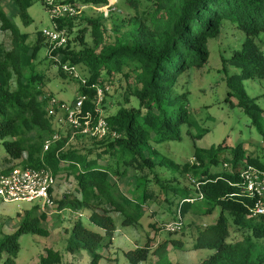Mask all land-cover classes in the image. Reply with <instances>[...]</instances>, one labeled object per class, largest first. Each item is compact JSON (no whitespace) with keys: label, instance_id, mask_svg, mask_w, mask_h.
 Returning <instances> with one entry per match:
<instances>
[{"label":"trees","instance_id":"16d2710c","mask_svg":"<svg viewBox=\"0 0 264 264\" xmlns=\"http://www.w3.org/2000/svg\"><path fill=\"white\" fill-rule=\"evenodd\" d=\"M15 1L20 7L19 15L23 22L30 24L33 17L28 8L33 0ZM144 1L148 6L144 11V20H141L136 29L119 34L115 42H103L101 22L94 19L91 28L94 46L87 45L76 50L70 47L68 39L69 42L64 47L53 50L51 54L57 61L83 62L88 66L89 86L83 84L82 92H87L90 96L95 93V88L90 85L92 82L99 81L106 85V81L100 77L104 70L107 75L120 71L127 75L130 71L135 73L139 85L135 86L134 93L139 99V106H123L116 113L107 116L111 128L118 131L120 137L108 142L103 151L120 155L121 163L118 161L117 167L110 159L105 164L100 163L98 155H90L83 161L85 153L79 150L69 149L62 152L60 148L65 138L58 139L44 150V139L41 135H30L32 129H43L48 133L56 131L43 105V99L39 98L40 83H35L38 74L31 72L26 80L23 77L25 66L32 63L45 36L40 30V36L33 44V51L29 53L30 45L25 41L28 32L20 31L15 20L0 2V26L10 30L14 41L11 50H4L0 43V138L5 147V151L0 154V163L20 158L26 152L24 166H53L58 160L55 170L59 172L74 171L79 167L77 163L80 161L76 190L81 191L82 196L79 198L75 193L66 194L59 199V206L90 207V219L104 228L105 232L102 233L86 226L79 219L74 223L67 243V248L71 251L88 249L93 255L94 264L102 256L100 248L112 242L116 231V220L110 211H119L125 225L137 224L145 213L147 192L140 195L141 198L136 192V197L116 195L114 189L117 181L112 180V176L127 174L130 167L134 169L136 166L140 168L139 177L145 179L156 161L152 154L157 149L150 144V139L161 142L182 137V126L190 120V116L185 101L186 92H177L174 85L186 69L208 59V38L220 32L225 19H231L246 33L242 48L237 49L231 58V62L239 65L242 70L233 80L256 75L264 77V50L255 40L264 31V0ZM105 2L107 0H82V4ZM64 20L58 18L60 26L67 24ZM57 54L60 58L56 57ZM60 69L64 72L62 66ZM14 76L16 87L12 81ZM235 93L239 97V105L248 112L254 123L261 126L259 121L263 116V108L258 105L257 97L250 96L242 84L238 85ZM85 108L95 112L90 100L85 101ZM223 146L224 143L218 147L214 144L209 148L197 147L195 157L200 162L204 161V153L208 152L212 164L219 160ZM243 150V142H239L235 147L233 165L229 169L224 167L217 171L207 166L196 177L195 184L199 186L196 187V192L181 189V200L184 201L185 208L189 201L193 203L198 197L204 196L209 201L212 199L213 205L219 204L221 208L217 220L200 230L195 243V247L213 248L214 252L194 264H264V249L255 253L252 237L237 241L228 239L230 225L225 212L232 216L239 227L252 231L257 237H264V216L250 212L252 197L246 195L242 189L240 172L243 164L239 160L244 157L245 163H253L262 169L264 162L259 155L244 154ZM103 151L100 152L102 156ZM60 158H65L68 162L62 164ZM183 166L198 171L200 168L195 162L190 165L189 161ZM12 167L6 166L1 170L8 171ZM103 203H109L110 206ZM195 205L200 207L198 201ZM44 215L43 212L36 214L35 207L29 208L23 214L17 229L0 237V264H16V256L20 250L19 237L23 232L48 234L49 229L42 223ZM168 241L169 239L164 240L155 248L159 255L158 264H174L167 250ZM174 242L177 243V240ZM151 250L152 246L147 241L144 245L128 249L126 256L131 264H139L149 257ZM5 252L7 256L4 258ZM61 260V252L54 247H48L46 253L41 255L40 263L60 264Z\"/></svg>","mask_w":264,"mask_h":264},{"label":"rangeland","instance_id":"374dc122","mask_svg":"<svg viewBox=\"0 0 264 264\" xmlns=\"http://www.w3.org/2000/svg\"><path fill=\"white\" fill-rule=\"evenodd\" d=\"M0 2L15 20L20 31L28 32L25 41L30 45L29 53L33 51V44L36 43L43 27L53 26L54 21L59 24L58 19H52L43 0H33V4L28 8L33 17L30 24L23 22L19 15L20 7L15 0H0ZM77 2L80 11L73 16L63 18L67 24L61 25L66 29L70 47L76 50L87 45H95L94 35L91 31L92 20L101 22L104 43L115 42L116 37L122 32L138 27L141 20H144V11L148 8L144 0H117L116 8L111 10L109 16L106 17L98 8L103 3L82 4V0ZM245 36L244 29L237 23L231 19L223 21L220 32L208 38V59L202 64L192 65L186 69L174 85L177 92H186L185 101L190 116V120L182 126V137L161 142H157L153 138L150 139V144L154 149H157L152 154L156 161L150 167L152 171L146 168L149 174L145 175V179L142 180L138 176L140 168L136 166V169L130 167L127 174H121V177L112 176L111 179L117 181L114 189L116 195L125 194L133 197L136 192L140 197L144 192H147L148 201L144 205L145 214L137 224L125 225L121 221L122 214L119 211H110L116 218L117 230L112 242L100 248L102 256L96 264H131L126 256V251L144 245L147 241L151 244L152 250L149 257L139 264H158L159 255L155 252V248L166 239H169L167 250L174 264L199 263L214 252L213 248L195 247V243L200 230L217 220L221 211L220 205H213L214 201L212 202V199L209 201L204 196L205 199L203 197L195 198L200 203V207H195L197 201L193 203L189 201L188 205L190 204V206L185 205V208L183 207L184 201L181 200L183 198L181 189L185 188L196 192V187L199 188L195 184L196 177H199L207 166L217 171L224 167L231 168L234 162L235 147L239 142H243L244 154L259 155L260 160L264 162V77L256 75L242 80L238 78L233 80L242 70L239 65L231 62V58L237 49L242 48ZM255 40L264 50V31L260 32ZM0 43L4 50H11L14 47L13 34L1 26ZM51 54L53 52H51L49 42L43 38L41 47L34 54L32 63L25 66L23 76L26 80L32 73L38 74L35 83H40L39 98L43 99L46 110L51 105L53 96L59 102L69 104L81 93L84 84L82 78L90 75L88 66L83 62L74 63L73 73L66 72L64 66L63 72L60 69V61L54 60ZM69 62V60L66 61V63ZM100 77L106 81L103 100L96 103V93L90 97L95 106H98L99 114L109 116L123 106L129 108L139 106V99L134 93L135 86L139 84L134 72L130 71L127 75L120 71L107 75L104 70ZM231 80L233 83H230ZM12 81L16 87V76L12 78ZM240 84L245 87L250 96L257 97L258 105L263 108V116L259 121L261 126L254 123L248 112L239 105V97L235 90ZM63 116V112L60 111L50 115L53 126L61 135L59 139L65 138L60 148L62 152L76 149L85 153L83 161L90 155H98L100 163L105 164L110 159L115 167L118 166L120 155L103 151L108 142L120 137L114 134V130L110 129V133L105 137L84 133L73 135L70 125ZM39 134L45 142L54 132L48 133L43 129H32L30 133L31 136ZM56 141L54 140L52 144ZM222 143L224 146L218 161L211 164L208 152L204 153V161L200 162L199 158L195 157L197 147L209 148L213 144L218 147ZM4 151L5 147L0 138V154ZM101 151L104 152L103 156L100 154ZM26 156L27 154L24 152L20 158L0 163V169L10 165H24L23 160L27 158ZM188 161L190 165L195 162L196 166L200 167L199 171L192 167L186 169L183 164ZM239 161L241 164L246 162L244 157ZM67 162L68 160L65 158H60V163ZM57 163H59L58 160L50 167L59 179V190L61 188L63 190L53 191L56 196L54 205L42 209L37 201L4 200L0 196V237L15 231L20 225L25 211L33 207H35L36 214L42 212L45 214L42 223L49 229L48 234L26 231L20 235V250L16 256V264H41V255L46 253L48 247H54L61 252L60 264H94L92 262L93 255L88 249L71 251L67 248L71 229L79 219L86 226L104 232L98 224L90 219L92 209L87 206H59V199L65 192V194L75 193L79 198L82 196V192L76 190L77 174L81 168L80 161L77 163L79 167H76L74 171L56 172ZM104 205L110 206L109 203ZM209 207L212 209L209 210ZM99 210L103 211L101 208ZM196 213L199 214L196 215ZM225 213L229 217V240L237 241L250 236L255 242V253L264 249V237H257L253 235L252 231L239 227L232 216L228 212ZM179 214H181L183 222L180 229L167 228L166 223ZM175 240L177 243L174 242ZM6 256L7 252L4 253V258Z\"/></svg>","mask_w":264,"mask_h":264},{"label":"built area","instance_id":"2783aa9c","mask_svg":"<svg viewBox=\"0 0 264 264\" xmlns=\"http://www.w3.org/2000/svg\"><path fill=\"white\" fill-rule=\"evenodd\" d=\"M53 20L73 16L80 11L78 2L75 0H43ZM117 0H107L98 7L104 16H109L110 11L115 9ZM42 34L49 42L51 52L68 43L66 29L58 23L53 26H45L41 29ZM57 58L60 56L57 54ZM68 61V60H67ZM61 66L66 71L73 73L74 63L71 61H60ZM84 84L88 85V78H82ZM95 88L97 102H101L104 97L106 85L99 82L90 84ZM89 86V85H88ZM87 92H82L69 104L59 102L55 96L51 98V105L48 107V114L54 115L58 111L63 112V118L70 125L73 135L76 133L90 134L96 137H105L110 133V123L107 116L98 113V106L91 100ZM90 100L95 108L93 112L85 108V101ZM98 105V104H97ZM113 130V129H112ZM114 134L120 136V133L114 130ZM61 137L57 130L52 136L44 142L45 149H48L54 140ZM227 164V162H225ZM232 166V165H231ZM243 181V191L246 195L252 197L250 212L254 215L264 216V169L253 163H245L240 172ZM59 179L50 166H24L14 165L10 170L0 169V196L4 200H27L37 201L42 209L54 205L56 198L53 191L57 187ZM181 214L176 215L166 223L167 228L171 230L180 229L182 225Z\"/></svg>","mask_w":264,"mask_h":264},{"label":"crops","instance_id":"0c3cea01","mask_svg":"<svg viewBox=\"0 0 264 264\" xmlns=\"http://www.w3.org/2000/svg\"><path fill=\"white\" fill-rule=\"evenodd\" d=\"M134 172V171H133ZM122 175H124V174H122ZM122 175H119L118 177H121ZM129 175V174H128ZM138 176H139V174H138ZM133 178H135V176H133ZM138 180V179H137ZM59 185H60V183H58V185H57V187L54 189V191H61V190H63L62 188H61V190H59ZM61 185H62V183H61ZM66 193V192H65ZM65 193H63V195L61 196V197H63L64 195H66ZM135 194V193H134ZM78 196V195H77ZM135 196V195H134ZM55 198H56V196H54ZM136 197V196H135ZM151 199H153V198H151ZM148 201V198L146 199V202ZM145 204H147V203H145ZM144 204V205H145ZM145 212V211H144ZM91 214V213H90ZM145 214V213H144ZM199 213H196V215H198ZM113 215V214H112ZM114 216V215H113ZM144 216V215H143ZM115 217V216H114ZM115 220H116V218H115ZM122 221V220H121ZM116 224H117V221H116ZM101 227V226H100ZM102 228V227H101ZM103 230H104V228H102ZM116 230H117V227H116ZM102 232V231H101ZM104 232H105V230H104ZM104 232H102V233H104ZM115 233H116V231H115ZM114 233V234H115ZM113 238H114V236H113Z\"/></svg>","mask_w":264,"mask_h":264}]
</instances>
